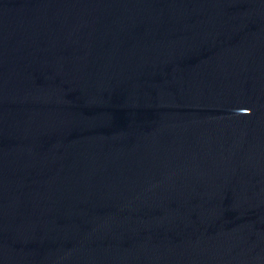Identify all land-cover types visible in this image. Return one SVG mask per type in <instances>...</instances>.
I'll return each instance as SVG.
<instances>
[{
	"label": "water",
	"instance_id": "1",
	"mask_svg": "<svg viewBox=\"0 0 264 264\" xmlns=\"http://www.w3.org/2000/svg\"><path fill=\"white\" fill-rule=\"evenodd\" d=\"M0 264H264V0H0Z\"/></svg>",
	"mask_w": 264,
	"mask_h": 264
}]
</instances>
